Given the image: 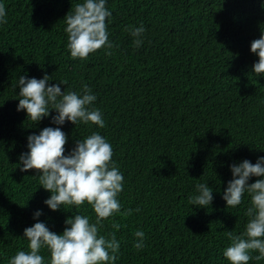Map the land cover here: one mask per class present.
<instances>
[{
	"label": "trees",
	"instance_id": "16d2710c",
	"mask_svg": "<svg viewBox=\"0 0 264 264\" xmlns=\"http://www.w3.org/2000/svg\"><path fill=\"white\" fill-rule=\"evenodd\" d=\"M78 2L0 0L7 12L0 25V264L28 250L23 230L36 222L35 210L57 233L75 212L72 206L49 209L38 170L17 166L27 136L50 126V119L33 123L17 111L14 85L20 75L45 73L67 80L62 91L87 83L97 95L103 129L67 121L60 127L68 135L66 150L93 131L112 145L124 175L122 208L114 217L121 227L113 229L109 218L100 234L115 232L120 241L116 264H230L222 254L227 232L244 231L250 198L245 194L241 205L227 208L228 165L264 156V77L253 73L259 58L250 51L264 32V0H108L112 54L102 48L86 60L73 59L66 48L63 18ZM140 24L146 31L137 48L128 29ZM199 182L214 189L206 208L189 205ZM77 211L94 221L87 202ZM136 230L145 233L139 251ZM41 254L47 264L50 254Z\"/></svg>",
	"mask_w": 264,
	"mask_h": 264
},
{
	"label": "clouds",
	"instance_id": "9594fccd",
	"mask_svg": "<svg viewBox=\"0 0 264 264\" xmlns=\"http://www.w3.org/2000/svg\"><path fill=\"white\" fill-rule=\"evenodd\" d=\"M108 0H81L63 18L64 32L67 34L66 48L73 59L86 60L90 53L104 49L111 55L113 42L109 39L108 22L112 11L106 7ZM7 23V12L0 3V25ZM133 44L143 45L145 27L140 24L128 29ZM250 51L258 56L252 65L257 77H264V32L250 44ZM45 73L41 78L20 75L14 87L19 89L17 111H25L27 119L36 123L50 119V126L38 133L27 136V151L18 157L21 172L38 170V185L50 192L43 203L55 211L72 206L75 212L64 220L65 227L57 233L49 229L44 221L37 218L42 210L33 213L36 222L23 230V238L28 241V250H18L9 257L8 264H45L42 249L48 251L47 264H116L119 259L120 241L115 232L101 235L104 221L112 219V228L119 230L121 225L114 219L121 212L120 193L124 188V175L113 160V148L108 139L99 131L76 139L67 149L68 135L62 130L66 121L75 126L95 125L99 129L106 126L103 113L95 105L97 95L87 83L79 90L66 88L67 80H56ZM54 110V113H53ZM51 125H56L53 127ZM231 179L223 190L222 198L227 208L241 205L245 194L250 198L245 210L247 222L244 231L234 234L227 232L229 244L223 256L230 264H249L252 259H264V156H258L255 163L245 158L228 165ZM252 177H258L249 182ZM214 189L208 182H199L189 196V205L208 207L211 205ZM87 202L95 213L94 221L88 215L77 211ZM140 208L127 209L124 215H131ZM135 249L145 247L143 230L134 232ZM252 252L258 255L253 257Z\"/></svg>",
	"mask_w": 264,
	"mask_h": 264
}]
</instances>
